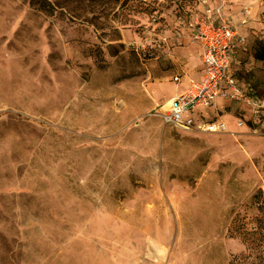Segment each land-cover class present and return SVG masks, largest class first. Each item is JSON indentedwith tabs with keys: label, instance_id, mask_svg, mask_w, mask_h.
Masks as SVG:
<instances>
[{
	"label": "rangeland",
	"instance_id": "374dc122",
	"mask_svg": "<svg viewBox=\"0 0 264 264\" xmlns=\"http://www.w3.org/2000/svg\"><path fill=\"white\" fill-rule=\"evenodd\" d=\"M219 1L240 16L261 0L210 3ZM196 7L0 0V264H229L249 254L243 237L264 228V110L217 101L221 134L158 118L200 72L186 25ZM263 54L253 38L229 69L262 104Z\"/></svg>",
	"mask_w": 264,
	"mask_h": 264
},
{
	"label": "built area",
	"instance_id": "2783aa9c",
	"mask_svg": "<svg viewBox=\"0 0 264 264\" xmlns=\"http://www.w3.org/2000/svg\"><path fill=\"white\" fill-rule=\"evenodd\" d=\"M194 1L197 7L187 15L186 25L193 43L200 48L201 78L189 80L185 91L171 98L158 118L174 131L221 134L228 131V125L213 116L217 101L247 106L254 112L264 110V104L248 97L229 72L234 54L247 45L240 28L246 26L251 14L245 8L239 20L234 22L221 1L217 4L210 3V0ZM205 108L211 110L210 116L196 114ZM242 125L239 119L237 126Z\"/></svg>",
	"mask_w": 264,
	"mask_h": 264
},
{
	"label": "crops",
	"instance_id": "0c3cea01",
	"mask_svg": "<svg viewBox=\"0 0 264 264\" xmlns=\"http://www.w3.org/2000/svg\"><path fill=\"white\" fill-rule=\"evenodd\" d=\"M226 12V10H225ZM227 13V12H226ZM238 13V12H237ZM235 13L234 16H230L234 19H237L239 20L240 16L239 14ZM228 14V13H227ZM251 19V20H250ZM250 19L247 23H249L250 21H252L248 27H249V30L247 31L246 30V27H247V24L245 27L243 28H240V34H242L243 36H245L246 38V44H248V41H252L253 38L254 39H257L258 41H260L262 44H264V0H261L258 5L255 6L253 12H251V16H250ZM250 31V32H249ZM200 49V48H199ZM242 50V49H241ZM238 53V52H236ZM235 53V54H236ZM234 54V55H235ZM260 57V58H259ZM256 59L257 61H259L260 63H263L264 62V54L263 56H256ZM194 74H196L197 77H195L194 79H191V80H199L201 78V63H200V72L197 73V72H194ZM189 83V82H188ZM188 84L186 85V88H187ZM185 88V89H186ZM184 89V90H185ZM184 92V91H183ZM181 92V93H183ZM177 94H180V93H177ZM175 94V95H177ZM172 96L170 98H168L164 104L162 105L163 106V109L166 108L165 104L173 97Z\"/></svg>",
	"mask_w": 264,
	"mask_h": 264
},
{
	"label": "trees",
	"instance_id": "16d2710c",
	"mask_svg": "<svg viewBox=\"0 0 264 264\" xmlns=\"http://www.w3.org/2000/svg\"><path fill=\"white\" fill-rule=\"evenodd\" d=\"M243 243L245 251L249 254L235 257L229 264H264V228L257 225L248 238L243 237Z\"/></svg>",
	"mask_w": 264,
	"mask_h": 264
}]
</instances>
